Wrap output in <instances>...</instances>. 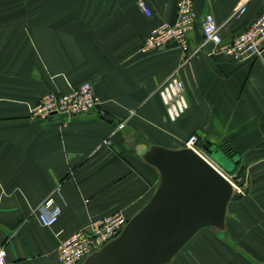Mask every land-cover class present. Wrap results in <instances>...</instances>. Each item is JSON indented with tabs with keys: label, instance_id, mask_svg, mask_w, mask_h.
I'll return each mask as SVG.
<instances>
[{
	"label": "crops",
	"instance_id": "crops-1",
	"mask_svg": "<svg viewBox=\"0 0 264 264\" xmlns=\"http://www.w3.org/2000/svg\"><path fill=\"white\" fill-rule=\"evenodd\" d=\"M139 1L0 0V247L11 264H61L59 247L76 230L117 210L134 216L160 182L143 150L181 148L193 133L240 157L230 173L245 195L230 203L225 232L202 229L171 264H264V50L235 60L204 44L198 22L187 51L171 42L145 52L151 30L175 20L177 0H145L151 15ZM241 1L194 2L200 17L215 16L229 44L264 9V0H252L231 19ZM173 75L188 101L176 120L159 92ZM87 81L95 109L69 122L31 118L46 93ZM55 190L62 213L44 226L37 209Z\"/></svg>",
	"mask_w": 264,
	"mask_h": 264
},
{
	"label": "built area",
	"instance_id": "built-area-1",
	"mask_svg": "<svg viewBox=\"0 0 264 264\" xmlns=\"http://www.w3.org/2000/svg\"><path fill=\"white\" fill-rule=\"evenodd\" d=\"M195 0H177V15L174 21H163L154 27L145 38L142 50L147 52L162 48L168 43L176 42L185 51L189 47V35L200 22L204 44H213L216 48L235 60L243 61L251 57H258L264 50V9L252 20L243 32L235 35L229 44H224L220 33V27L212 13L199 16L195 8ZM252 0H242L234 10L231 19H240L247 11L248 4ZM140 8L148 15L152 14L150 6L145 0L139 1ZM186 86L184 81L173 75L160 87V94L167 106V111L172 120L178 119L188 108L185 96ZM99 105V98L94 86L87 81L68 93L50 91L42 96L30 108V116L33 119L47 120L54 114H60L65 122H69L74 116L87 113ZM125 122L119 124L118 129L123 128ZM111 144V140L107 141ZM184 146L192 148L235 187V194L245 195V189L238 178L224 170L205 149L196 133L190 134ZM55 190L47 196L38 206V219L44 226H53L59 220L62 208L55 198ZM59 193V192H58ZM129 217L123 210H117L105 215L76 230L62 241L59 247V261L61 264H79L92 251L117 237L129 221ZM0 264H11L8 250L5 245L0 247Z\"/></svg>",
	"mask_w": 264,
	"mask_h": 264
},
{
	"label": "water",
	"instance_id": "water-1",
	"mask_svg": "<svg viewBox=\"0 0 264 264\" xmlns=\"http://www.w3.org/2000/svg\"><path fill=\"white\" fill-rule=\"evenodd\" d=\"M210 153L218 152L204 144ZM141 158L160 182L120 234L80 264H171L204 228L225 232L234 185L192 148L152 144ZM235 162H238L235 161Z\"/></svg>",
	"mask_w": 264,
	"mask_h": 264
},
{
	"label": "rangeland",
	"instance_id": "rangeland-1",
	"mask_svg": "<svg viewBox=\"0 0 264 264\" xmlns=\"http://www.w3.org/2000/svg\"><path fill=\"white\" fill-rule=\"evenodd\" d=\"M210 156L226 171L233 172L235 170V161L239 160L238 155L229 157L222 151L214 152ZM238 196V195H237ZM242 196V195H241ZM244 196V195H243Z\"/></svg>",
	"mask_w": 264,
	"mask_h": 264
},
{
	"label": "trees",
	"instance_id": "trees-1",
	"mask_svg": "<svg viewBox=\"0 0 264 264\" xmlns=\"http://www.w3.org/2000/svg\"><path fill=\"white\" fill-rule=\"evenodd\" d=\"M225 150L227 151V153H229L230 155H233V153H234V150L232 149V148H229V147H227V146H225ZM238 163H240V162H238ZM237 163V164H238ZM236 197V196H235Z\"/></svg>",
	"mask_w": 264,
	"mask_h": 264
}]
</instances>
